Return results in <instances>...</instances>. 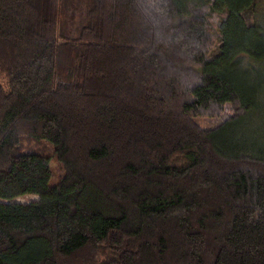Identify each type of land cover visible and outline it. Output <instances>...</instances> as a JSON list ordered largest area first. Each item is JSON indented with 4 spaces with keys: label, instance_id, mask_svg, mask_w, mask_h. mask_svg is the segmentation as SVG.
Here are the masks:
<instances>
[{
    "label": "trees",
    "instance_id": "1",
    "mask_svg": "<svg viewBox=\"0 0 264 264\" xmlns=\"http://www.w3.org/2000/svg\"><path fill=\"white\" fill-rule=\"evenodd\" d=\"M258 6L0 0V264H264Z\"/></svg>",
    "mask_w": 264,
    "mask_h": 264
},
{
    "label": "rangeland",
    "instance_id": "2",
    "mask_svg": "<svg viewBox=\"0 0 264 264\" xmlns=\"http://www.w3.org/2000/svg\"><path fill=\"white\" fill-rule=\"evenodd\" d=\"M74 2L78 5H84V7H85V3L83 1H74ZM63 7H64V11L62 13L63 29L65 30V32H67V33L71 32L72 35H74V31L76 32V29L79 28L78 26L79 25L81 26V24H80L81 15H79V12L73 8V3L72 4L71 3H64ZM258 9L260 11V19L262 22H264V0H259ZM61 11H62V8H61ZM74 11H75V13H74ZM0 82L2 84L3 80L0 79ZM199 123L201 125H208L211 122L206 120V119H200ZM39 146L41 147L42 152L47 156L49 167H50L51 174H52L51 184H53L62 175L61 165L58 163L56 158L51 153V149L48 145L41 143ZM33 200H35L34 196L27 195V196L19 197V198L15 199L13 202L25 204V203H28V202L33 201Z\"/></svg>",
    "mask_w": 264,
    "mask_h": 264
}]
</instances>
